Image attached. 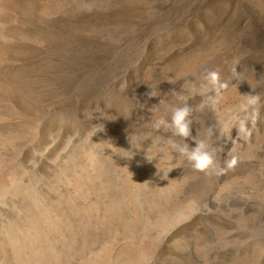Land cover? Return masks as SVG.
Listing matches in <instances>:
<instances>
[{
	"label": "rangeland",
	"instance_id": "rangeland-1",
	"mask_svg": "<svg viewBox=\"0 0 264 264\" xmlns=\"http://www.w3.org/2000/svg\"><path fill=\"white\" fill-rule=\"evenodd\" d=\"M209 70L229 87L194 112L193 135L239 159L206 175L153 125L184 103L174 92L199 105ZM245 94L259 96L247 114ZM244 115L251 135L221 131ZM236 250L264 264V0H0V264Z\"/></svg>",
	"mask_w": 264,
	"mask_h": 264
},
{
	"label": "clouds",
	"instance_id": "clouds-1",
	"mask_svg": "<svg viewBox=\"0 0 264 264\" xmlns=\"http://www.w3.org/2000/svg\"><path fill=\"white\" fill-rule=\"evenodd\" d=\"M233 72L237 73L236 69ZM238 74V73H237ZM203 83L199 85L197 94L202 97L199 105L193 106L189 104L185 97L176 94L178 98L184 103L180 106H175L171 109L170 119L163 117L157 119L153 125L155 129L171 130L172 135L168 137H157L156 142L166 143L172 150L179 153L184 157L191 165V168L199 173L204 174H223L227 169H232L238 164V157L232 155L230 159L221 163L218 159V152L221 149L213 146L209 143L208 139H201L198 136L193 135V119L194 112L203 109L205 106H211L215 108L223 99V93L228 89V82L224 81L221 77L219 70H209L203 76ZM195 89L196 86L193 85ZM243 96V102L239 105L238 111L241 113H249L259 103V96L253 94H245ZM235 120L238 127H230L231 120L224 122L221 126V131L228 130L231 132L234 128L238 130L239 136L241 133H247L251 135L248 128V115L234 116L231 118ZM98 131H103V125H99ZM213 129H208V137L213 135ZM173 137L179 138L178 142ZM147 138V137H146ZM187 141H192L194 146Z\"/></svg>",
	"mask_w": 264,
	"mask_h": 264
},
{
	"label": "bare ground",
	"instance_id": "bare-ground-1",
	"mask_svg": "<svg viewBox=\"0 0 264 264\" xmlns=\"http://www.w3.org/2000/svg\"><path fill=\"white\" fill-rule=\"evenodd\" d=\"M41 239H43V238H41ZM239 262H240V256L238 254V250H236L235 252H232L228 256V258H225V260H223L222 262H220L218 264H239ZM243 264H250V263L245 261Z\"/></svg>",
	"mask_w": 264,
	"mask_h": 264
}]
</instances>
